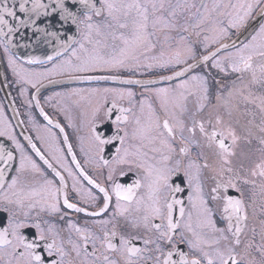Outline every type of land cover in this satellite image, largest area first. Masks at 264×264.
Instances as JSON below:
<instances>
[{
  "label": "snow or ice",
  "instance_id": "snow-or-ice-1",
  "mask_svg": "<svg viewBox=\"0 0 264 264\" xmlns=\"http://www.w3.org/2000/svg\"><path fill=\"white\" fill-rule=\"evenodd\" d=\"M72 4L82 5L84 8V19L80 20L77 12L69 6ZM99 2L100 6L96 4ZM28 0L19 4L20 12L41 15L40 9H47L48 5L40 3V0H33L32 8H26ZM259 7L261 15H264V0H237L236 3L217 2L213 0L211 6L202 3L199 7L195 3L172 4L171 0H55L53 11L59 10L61 21H71L73 24H82L84 32L79 47L72 48L73 60L67 59L61 64H54L53 68L45 74L22 73L16 71L19 81L30 84L39 92L38 84L42 79H47L50 74H62L67 70L75 72H94L113 70L126 67H141L140 59L144 57L152 62L146 64L148 68L161 67L168 68L173 65H186L180 71L174 72V77H183L189 72H195L201 65H208L225 72V62L231 71L238 74L251 73V84H261L264 86V23L260 24L255 35L248 43L242 47H237L235 52H227L221 55L222 50H227L229 45L222 43L229 36L231 30L244 28L252 17L254 10ZM195 11H192V10ZM202 9V11H201ZM8 16H15L16 13L7 7L0 10ZM185 13H191L190 18H186L180 24L179 18ZM47 15V13H44ZM100 18L93 22V17ZM31 18V17H29ZM35 23L34 20L31 21ZM8 20L0 14V25L8 26ZM21 24L27 26L25 21ZM183 29H189L199 39L203 36L202 44L204 53L197 58L196 48L193 43L187 42V35H179L178 49L171 55H166L161 49L158 55L148 56V53H155L157 42H153V37L157 33H162L165 44L169 43L173 36L171 33ZM18 30V29H17ZM12 32L11 27L8 28ZM95 34V37L93 36ZM7 35V33H5ZM55 35V33H47ZM112 43L109 44L108 40ZM214 44H219V48L211 51ZM89 45L90 47H86ZM236 47L235 44L232 45ZM70 47V45H65ZM7 52V48H5ZM61 53H57L60 55ZM259 57L260 62L254 66V58ZM53 60V56L46 58ZM189 59L195 63H189ZM29 63H40L33 58ZM10 66L15 61L9 58ZM259 71V76L257 75ZM165 77L164 79H172ZM242 79L241 77H238ZM74 79L91 80L94 77H74ZM95 79H109V77H96ZM115 79V77H112ZM191 81H199L203 88L201 100L208 99L207 79L201 75H191ZM49 83H53L49 80ZM129 83L142 84V81H129ZM189 80H181L175 88L151 89L145 86V92L157 97L160 102L161 116L147 100L139 101V114L135 111L137 105L134 101L135 93L131 90L120 89H92L91 95H99L103 92V104L99 102L92 108L91 119L87 121L88 135L80 136L81 152L84 153V164L91 165L94 169L103 174L107 169L106 182L111 183V191L116 197V205L113 217L109 220L98 221L101 227V234L87 228H80L69 221L68 227L82 238L81 243L74 241L71 236L68 238L70 249L65 248L63 240L57 243L59 232L55 230V225L48 220H41L40 214L46 213L53 216L61 213L60 193L66 189L65 177L61 171L72 179V191L75 192L84 202L95 203L97 197L93 195L91 189H85L81 183V177L87 180L89 185L94 186L103 193V207L99 212H92L90 215L98 216L109 208L108 188L99 183L91 175L85 172L81 162L72 156V161L76 169L80 172L78 177L68 165L64 158L63 151L57 145L55 150H49L52 162L45 159L37 149V155L44 160L49 169L53 170L54 176L59 178L60 186L57 187L54 179H49L40 166L32 160L30 156L24 154L23 146L14 136L0 130V136L8 135L16 148L21 151V163L17 169L18 175L11 178V182L5 185L0 180V203L4 205L2 211L8 213L7 223H0V264H49L46 259L37 251L40 248V241H45L49 237L45 235V229L41 223L48 224L47 233L50 234L51 242L45 244L47 257H58L51 259L50 264H76V260H66L73 253L76 258H80L83 253V260L80 264H141L151 256L145 257L144 253L150 251L148 247L139 248L134 245V241L142 240L145 246L155 245V251L164 257L163 264H264V220L259 221L260 242H255L256 229L253 227L252 237L246 235L248 229L249 213L248 207L243 199V190L239 186L243 184H255L254 180L241 178L234 172L231 166V159L236 155L235 148L241 139L231 124L233 112L238 109V105L228 108L229 121L217 114L209 118L207 126L203 119H197L194 115L190 117L191 126L185 122V114L188 112L187 90ZM27 89L21 88V95ZM234 89L229 91V96ZM74 95H80L77 90ZM108 94L112 99L109 100ZM56 95H61L57 93ZM251 95V94H250ZM241 96H243L241 92ZM50 99V98H49ZM89 99L81 95V100ZM127 99L129 107H119L118 102ZM217 96V100H221ZM245 101L248 96H243ZM259 100L257 107L261 113L260 132L264 133V95L254 97L252 103ZM111 105L108 107V105ZM227 104V102H226ZM205 105L197 101L196 112H202ZM121 113L115 120L116 132L112 137H105L97 131V123L110 120L113 110L117 109ZM147 108V113H145ZM103 110L104 115L99 114ZM62 111V110H61ZM45 120L52 123L47 114ZM244 114H247L246 112ZM239 121H237L238 123ZM251 123V121H249ZM69 126H73L69 117ZM59 127V125H57ZM199 132V138L196 133ZM45 131L51 135V130L45 125ZM63 132L64 129L60 128ZM185 132L188 135H185ZM43 140L44 137H38ZM67 136L64 137L65 142ZM231 141V145L226 144V140ZM177 140L179 144L177 145ZM203 141V143H201ZM119 143L116 154L111 161L104 159L103 152L106 145ZM250 142V141H249ZM260 144L264 145V135L260 138ZM193 146L207 148L214 153L220 162V167L212 168L214 175L210 178L212 186L205 191L203 172L210 168L207 161L203 164L197 159L190 158ZM36 148L35 144L31 145ZM72 151V146H68V152ZM261 158L254 168L251 169V176L264 178V148L261 149ZM203 152L198 155L203 156ZM7 160H12V153H6ZM5 159L3 149H0V160ZM187 160V163H185ZM124 166H127L126 168ZM258 170V171H257ZM31 171L38 174L40 179L33 177L30 180L21 178L22 173ZM127 175L128 172L143 173V182L135 180L131 185L125 186L116 182V174ZM183 175L186 178L190 194L187 197V207L185 201L178 199V193L184 191L180 185L173 183V177ZM3 176V169H0V177ZM79 185V187H78ZM146 188L145 195H139L138 190ZM229 189L239 193V198L229 194ZM264 191V184H261ZM63 205L67 209H75L77 212H84L85 209L77 207L75 203L69 201L67 192L64 194ZM217 210L220 213V220L225 222V227H219L214 218ZM178 211V218L175 213ZM264 212V205L261 207ZM36 212L33 218L32 213ZM116 217H122L127 230H121L116 223ZM255 218V212H253ZM60 219H64L60 215ZM112 224L109 230L106 227ZM35 229L32 239H29L25 230ZM142 230V231H141ZM114 241H118L114 242ZM91 244V252L87 245ZM97 244L100 247H97ZM187 244L189 252H184L179 245ZM164 246H170L167 252ZM118 255L119 259L105 253ZM178 259H173V256ZM192 256L189 259V256ZM155 264H161L159 257L155 259Z\"/></svg>",
  "mask_w": 264,
  "mask_h": 264
},
{
  "label": "flooded vegetation",
  "instance_id": "flooded-vegetation-1",
  "mask_svg": "<svg viewBox=\"0 0 264 264\" xmlns=\"http://www.w3.org/2000/svg\"><path fill=\"white\" fill-rule=\"evenodd\" d=\"M17 0H7V8L10 10H19V4ZM126 2H131V0H126ZM141 3H144L145 0H140ZM180 3H184L185 0H179ZM188 3H195L199 7L202 3H206L209 6L212 5L213 0H187ZM217 2L227 3L229 0H217ZM232 3H236L237 0H231ZM22 3V2H20ZM172 4L177 3V0H171ZM28 4V3H27ZM26 4V8H27ZM97 7L100 6L99 2L96 4ZM3 0H0V10L4 9ZM192 11H195L194 9ZM202 11V9H201ZM259 13L261 9L257 7L252 17L249 19L248 23ZM0 14L5 16V19H9V16L6 13L0 11ZM79 19H84V11H81L79 14ZM191 13H185L184 16L179 18L180 24H183L186 18H190ZM97 17H93V22H96ZM36 23V20H35ZM247 23V25H248ZM264 23V15L261 16L257 24L248 32L247 36L241 41L235 44L236 47H228L227 50H222L221 55L227 52H235L237 47H242L243 44L248 43L252 36L255 35L256 31L259 29L260 24ZM246 25V26H247ZM245 26V27H246ZM244 27V28H245ZM244 28L240 29L239 32L236 30H231L229 36L221 42H229L236 36L242 33ZM84 26L82 24H76V36L64 53L53 58L52 61L42 58L39 60L40 63H29L30 59H33L28 53L37 50V38L35 36H28L22 31H16L15 34L8 31V27L0 25V130L7 132L9 135L14 136L15 139L23 146L24 154L30 156L40 168L45 172L49 179H54L56 181L57 187L60 186L59 178L54 176L53 170L49 169L48 166L44 163V160L40 158V155H37V149L40 150L41 155L45 159L52 162L55 166L54 161L51 160L49 155V150H55V147L58 145L59 148L63 151V155L68 165L72 168L73 172L80 177V172L76 169L74 162L72 161V156L75 155L76 159L81 162L82 167L85 169V172L88 175H91L103 186L108 188L109 195L111 200L109 201V208L106 212L101 213L98 216L90 215L92 212H99L100 208L103 207V193H100L98 189L94 186L89 185L87 180H84L81 177V183L85 189H91L93 195L97 197L95 203H86L80 198L75 192L72 191V179L68 176L63 169L57 170L61 171L62 175L65 177V183L67 185L66 189H63L60 193V206L61 213L53 216H48L46 213H41V220H48L50 224L55 225V230L59 232V237H57V243L63 240L66 250L70 249L67 241L69 236L71 238L81 243L83 248V240L79 237L74 230L69 229L68 224L71 221L77 227L87 228L88 230L95 232L97 235L101 234V225L97 223L98 221L109 220L113 217L114 209L116 205V197L111 191V183L106 182L107 169L103 170L101 174L98 170L94 169L91 165L84 164V153L81 152V144L79 137L88 135V124L87 121L91 119L92 108L96 105L97 102L103 104V92L99 95H91L90 90L92 89H120V90H131L135 93L134 101L137 105L135 111L139 114V101L147 100L148 103L152 104L154 109L161 116L163 113L160 110V102L157 97L151 93L145 92V86L151 89L158 88H175V86L181 82V80H189L188 88L185 90V95L187 96V107L188 112L185 114V122L190 127L191 126V116H195L198 120L203 119L206 126L209 118H213L219 114L225 121H229L228 108L238 105V109L233 112L231 117L232 127L235 129L237 135L241 138L238 142L237 147L235 148L236 155L230 157L231 166L234 169V172L237 173L242 179L247 178L249 180H254L255 184H241L239 185L243 190V199L248 207L249 213V222L248 229L246 230V235L251 238L253 233L251 229L255 227L256 235L255 242H260V226L259 221L264 220V212L261 211L262 205H264V191L261 190V184H264V179L259 176H251V169L249 168L250 156L248 151L250 149H256L261 151L264 148V145L260 144V138L264 133L260 132L258 125L261 123V113L257 105L259 100H256L255 103H252V99L257 96L264 95V86L261 84H251V73L245 72L243 74L234 73L231 71V68L228 67V63L225 62L226 71L220 72L216 68L211 67V62L208 65H201L196 68L195 72H189L183 77H174L172 79H164L169 75H172L175 71H180L186 65H173L168 68L153 67L148 68L145 65L151 63L149 59L141 57L140 63L141 67H126L113 70H104V71H94V72H75L67 70L62 74H50L47 79H42L41 84H38L39 92L36 88H32L30 84H24L19 81L18 76L14 72L16 71L33 74V79H35L34 74H45L53 68L54 64H59L64 58L68 57L71 54L72 48L79 47L78 41H81L82 33L84 32ZM7 33V35H5ZM11 35L16 37H22L24 40L23 45L20 47H11L7 45L2 36H8L11 40ZM173 39L165 44L163 41L162 33H157L154 36L153 42H157V48L155 53H148V56L158 55L161 49H163L166 55L173 54L178 49V40L179 35H187L189 40L187 42L193 43L196 48L197 58L204 53V48L200 41H202L203 36L199 39L195 36L191 29L186 33L183 29H179L176 32L171 33ZM94 38L95 34H93ZM16 39V38H15ZM17 41V39H16ZM108 43L111 44L112 41L109 38ZM219 44L212 45L211 49L216 48ZM86 47H90L86 45ZM7 48V52H5ZM9 58L15 61V64L10 66ZM38 60V58H35ZM189 63H192L193 60L189 59ZM260 62L259 57L254 58V66L258 65ZM201 75L205 76L207 79V89H208V99L201 100L203 95L202 84L192 81L189 79L191 75ZM259 76V71H257ZM91 76L94 79L85 80V79H74V77H86ZM239 79L238 77H241ZM96 77H109V79H95ZM115 77V79H112ZM161 77L162 79H159ZM49 80H52L53 83H49ZM129 81H142L145 83L135 84L129 83ZM21 88L27 89L24 95H21ZM233 91V94L229 96V91ZM77 90L80 92V95H74L73 91ZM248 96L249 100L245 101L243 96ZM60 93L61 95H56ZM251 94V95H250ZM81 95L84 97H89V99L81 100ZM221 96V100H217V96ZM50 98V99H49ZM109 100L112 99L111 94H108ZM197 101H200L205 105L202 112H196ZM227 102V104H226ZM119 107L128 108L129 102L127 99L118 102ZM111 105L109 104L108 107ZM47 114L51 119L52 123L49 124L45 120L44 115L41 113ZM62 110V111H61ZM247 114H244V113ZM145 113H147V108H145ZM101 117L104 115L103 110L99 114ZM118 115H121L118 108L113 110V114L110 120L104 122H98L96 127L97 131L105 137H112L116 132L115 120ZM69 117L71 118V123L73 126H69ZM237 121H239L237 123ZM251 121V123H249ZM45 125L51 130V135L45 131ZM59 125V127H57ZM60 128H63L64 131L61 132ZM187 136L188 133L185 132ZM199 132L197 130L196 136L199 138ZM67 136V141L65 142L64 137ZM38 137H44L43 140L38 139ZM250 141V142H249ZM226 144L231 145V141L226 140ZM177 145L179 141L177 140ZM203 143V141H201ZM35 144L36 148H32L31 145ZM72 146V151L68 152V146ZM118 142L113 144L106 145L104 148L103 156L104 159L111 161L112 157L116 154V149L119 147ZM0 149L4 150L5 159L0 160V169H3V176L0 177V180L3 181L5 188L7 184L11 182V178L18 175L17 169L20 167L21 163V151L18 150L12 140L8 138V135L0 136ZM12 153V160H7L6 153ZM203 152V156L198 155ZM190 158L197 159L199 163L203 164L207 161L210 165L209 169L204 170L203 180L205 183V191L207 192L208 188L212 186L211 177L214 175L212 168H219L220 162L218 158L214 155L212 151L207 148H201L193 146L190 153ZM187 163V160H185ZM125 168L127 166H124ZM258 171V170H257ZM22 179L30 180L33 177L40 179L38 174L31 171L20 174ZM116 182L121 183L125 186L131 185L135 180L140 179L143 182V173L137 172H128L127 175L121 176L119 172L116 174ZM173 183L180 185L184 188V191L176 194L178 199L185 201V206L187 207V197L190 194L188 189L186 178L183 175L173 177ZM79 187V185H78ZM67 192L69 201L75 203L77 207L85 209L84 212H77L75 209H67L63 205L64 194ZM147 192L146 188H141L138 190L139 195H145ZM229 194L239 198V193L233 189H229ZM4 205L0 203V223L6 225L8 213H4L2 208ZM253 212H255V218H253ZM60 215L64 216V219H60ZM175 215L179 216L178 211ZM33 218L36 217V212L32 213ZM217 221L219 227H225V222L220 220V213L217 210L216 216L214 217ZM116 223L121 230H127L125 226L124 219L122 217H116V220L113 221ZM48 224L41 223V227L45 229L46 237H49L45 241H40V248L37 249L38 253L42 255L46 261L49 262L51 259H58V257H47V252L45 251V244L51 242L50 234L47 233ZM112 224L106 226L107 229L112 228ZM29 239H32L35 234V229L25 230ZM142 231V230H141ZM117 242L118 241H114ZM134 245L139 248L148 247L149 252L144 253L145 257L151 256L152 259L146 260V264H155V259L159 257L161 264H163L164 257L155 251V245L145 246L142 240L134 241ZM97 247H100L97 244ZM179 247L184 252H189L187 244H180ZM88 251L91 252L92 245H87ZM170 246H164V251L167 252ZM109 256H114L113 253H105ZM83 253L80 258H76L73 253L70 257H66V260H76V264H80V261L83 260ZM114 258L119 259L118 255H115ZM192 256H189L191 259ZM173 259H178L177 256H173ZM123 264V261H121ZM145 264V262H141Z\"/></svg>",
  "mask_w": 264,
  "mask_h": 264
},
{
  "label": "water",
  "instance_id": "water-1",
  "mask_svg": "<svg viewBox=\"0 0 264 264\" xmlns=\"http://www.w3.org/2000/svg\"><path fill=\"white\" fill-rule=\"evenodd\" d=\"M16 2L20 4V2H24V0H17ZM32 2L33 0H28L27 9L30 10L32 8ZM3 3L5 7L8 6L7 0H3ZM40 3L46 4L48 7L47 9H40L41 15L39 17H36L35 14L20 12V10H12L16 13V15L9 16V19H7L9 22L7 27H11L13 29V34H15L16 31H22L28 36H35V38H37V50H33V52L28 53V55H30L32 58H38V60H42V58L46 59L49 55L53 56V58L59 56L57 53L59 52L62 54L65 52V50L68 48L65 47V45H70L76 36V24H73L71 21H61L59 10L53 11L55 0H40ZM68 6L73 11L77 12V14H79L81 11H85L83 6L79 4H72L69 2ZM45 12L47 15L44 14ZM261 16L262 15L259 13L248 23L241 34L229 42L222 43H226L229 45V47H231L233 44L241 41L247 36L248 32L255 26V24H257ZM32 20H36V23H32ZM20 21H25L27 26L21 24ZM47 33H55V35H47ZM2 37L5 43L12 48L16 47V45L20 47L21 45L25 44L22 37L20 38L11 35V40H9L8 36ZM219 46L220 45L211 51L219 48ZM192 63H195V61ZM172 76H174V74L169 77ZM159 79L162 78L160 77Z\"/></svg>",
  "mask_w": 264,
  "mask_h": 264
},
{
  "label": "rangeland",
  "instance_id": "rangeland-1",
  "mask_svg": "<svg viewBox=\"0 0 264 264\" xmlns=\"http://www.w3.org/2000/svg\"><path fill=\"white\" fill-rule=\"evenodd\" d=\"M77 49H78V47H77ZM70 58L73 60V63H76L75 59L72 58V52H71V54H70L68 57L64 58L62 61H60L59 64H61L63 61H65V60H67V59H70ZM65 67L67 68V66H65ZM191 82H192V81H191ZM196 82H198V83L200 84L199 81H196ZM248 154H249V156H250V163H249V164L251 165L249 168H253L255 162L260 161V158H261L262 153H261V151H259V150H256V149H250V150L248 151ZM252 165H253V166H252ZM263 179H264V178H263Z\"/></svg>",
  "mask_w": 264,
  "mask_h": 264
}]
</instances>
